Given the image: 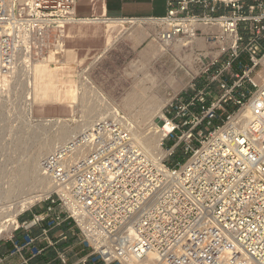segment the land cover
<instances>
[{"label":"built area","instance_id":"obj_1","mask_svg":"<svg viewBox=\"0 0 264 264\" xmlns=\"http://www.w3.org/2000/svg\"><path fill=\"white\" fill-rule=\"evenodd\" d=\"M248 1L165 0L166 14L155 16L159 40L192 38L214 26L237 35L211 81L167 107L173 126L161 145L168 156L162 163L149 159L123 116L104 118L59 145L42 166L61 191L45 198L47 206L31 221L19 223L26 231L42 227L41 235H12L0 264L15 255L31 264L45 252L40 237L48 240L69 220L94 263L149 257L152 264H241L246 253L264 264V85L254 75L264 68V0ZM74 8L72 0H0V77L15 67L25 76L56 48L58 21ZM243 24L248 46L241 48ZM245 53L248 62L241 60ZM178 149L183 159L170 162ZM58 256L68 264L65 252Z\"/></svg>","mask_w":264,"mask_h":264},{"label":"rangeland","instance_id":"obj_2","mask_svg":"<svg viewBox=\"0 0 264 264\" xmlns=\"http://www.w3.org/2000/svg\"><path fill=\"white\" fill-rule=\"evenodd\" d=\"M131 2L133 1L110 0L112 13L117 14V10L131 7ZM166 12L165 0H150L144 10L128 11L111 17H124L126 14L127 17H152L165 15ZM126 28L125 24L113 26L102 22H77L66 25L63 28L66 31L64 34L55 31L60 40H53L56 48H50L49 53L45 54V58L51 54L54 58L46 65L35 64V77L39 82L49 85L51 92L58 82L62 86L79 85L80 97L76 104L60 103L52 93L47 96L39 95L36 100H32V90L26 75L18 77L14 83L9 76L4 84L0 81V225L5 221L2 213L7 210V206L34 189L27 162L35 150L43 144L47 145L48 140L65 126L70 127L72 132L78 130L83 118L82 101L87 102L89 99L85 103L86 107L100 105L106 113L116 112L125 118V122L143 130L155 119L150 117L145 122L138 123L141 120L139 113L145 105L155 110L161 104L165 105V114L174 100L189 98L198 89L205 87L217 70L222 68L231 52L232 45L224 40L225 36L218 37L222 34L218 26L204 27L198 34L203 39L202 42L182 46L179 51L174 44L167 45L157 39L159 27L156 24L147 23L131 28L130 33H147L148 37L143 41L129 37L117 39L127 31ZM248 32V25L243 24L238 34L239 37H244L239 41L241 48L248 46ZM59 41H62L65 52L57 48ZM222 47L226 50L222 51ZM217 53L218 56L215 57ZM241 60L248 62L247 53L243 54ZM238 69V65H234L233 71ZM254 75L262 85L264 68H257ZM229 76L227 77L231 78ZM211 87L212 93L217 91L216 83H212ZM131 93L139 94L143 101L129 108L125 106V98ZM208 99L210 101V97ZM234 108L235 106H230L228 110L232 111ZM221 121L215 122L220 124ZM166 143L170 146L173 140L166 139ZM180 159H183L181 149L169 157V161L173 163ZM8 195L11 196L10 199L8 197L9 200ZM43 200L21 211L17 217L19 223H23L20 216L37 210L43 211L46 203ZM19 223L13 236L24 230ZM74 229L78 233V229ZM11 236L0 238V242L9 241Z\"/></svg>","mask_w":264,"mask_h":264},{"label":"bare ground","instance_id":"obj_3","mask_svg":"<svg viewBox=\"0 0 264 264\" xmlns=\"http://www.w3.org/2000/svg\"><path fill=\"white\" fill-rule=\"evenodd\" d=\"M72 1L74 3V0H72ZM67 15H68L67 18H65L66 20L61 19L60 21H58L57 27L60 28L59 30H60L61 34H64L66 32L63 29V28H65L66 25H69L72 23L74 24L76 22H80V23L81 22H102L105 24H111L113 26L125 24V25H127V28H126L127 31L123 32L121 34V36L117 37V39L129 37V38H132L133 40L138 39L141 41L147 39V37H148L147 33L142 32L141 34H139V31L137 33H132V32L130 33L129 31L131 30V28H134V27L138 28L139 26H142V25L147 24V23L157 25V22H158L156 17H105V18H101V17L83 18L82 17V18H80L76 15L74 9L71 10L69 13H67ZM218 28L220 29V27H218ZM159 31L160 30L158 29L156 32V37H157V34ZM220 31H221V29H220ZM224 36H225L224 40H226L227 43H229L230 45L235 44V42L237 40L236 34H232V35L231 34H228V35L221 34L218 37L220 38V37H224ZM159 41H161L162 43L167 44V45L174 44L175 49L177 51H179L180 48H182V46H189V45L192 46L194 43L202 42L203 39L202 38L200 39L198 37V35H195L192 38L188 37V38L179 39L178 42H176V43L174 40L170 41L167 39H163V40H159ZM61 43H62V41H59L57 48L63 49V52H65L66 50H64V45ZM222 45H223V43H222ZM223 50H226V49H223V47H222V51ZM216 56H218V53L215 54V57ZM53 58H54V56H53V54H51V56L48 58L44 57L40 60L35 61L30 68V72L27 71L26 72L27 74L25 73L27 83L29 84L30 89L32 90V93H31L32 94V100H36L39 95L40 96H47V95H49V93H52L53 96L56 98V100L60 103H72V104L78 103L79 97H80L79 85L69 84L66 86H62L61 83L58 82L57 87L51 92L49 85H47L46 83H41L36 79L35 71H34L35 64H45L46 65V64H49L50 60ZM17 73H18V75H16ZM21 73H22V71L18 70V68L15 67V69L10 73V76H9V74L3 73L0 77V81L2 84H4L6 81H8L9 77H12L11 82L14 83L17 80L18 76L22 75ZM255 81L258 84H260L256 78H255ZM85 85H86V82H85ZM262 85H264V83ZM82 99L84 100V98H82ZM85 99H87V98H85ZM88 101H89V99H88ZM88 101L87 102L82 101V103H81L82 104L81 112L83 114L82 115L83 118L81 119V122L79 123V126L77 127L78 130L76 132H72V129L68 126L61 128L60 131L56 135L51 137V139L49 138L50 140H48L47 145L43 144L38 149H36L35 152L33 153L32 157H31L30 161L27 162V167H28L29 173H30V175L32 174L31 175L32 176L31 177L32 178V180H31L32 185L31 186H34V189L28 193H25V195L20 194L21 197H19L17 202L16 201H15V203L13 202L11 205L7 206V208H6L7 210L3 211L2 216L4 217L5 221L2 225H0V238L1 239L4 237H9L12 235L13 231L16 229V227L19 223L17 217L21 211L32 206L33 204H35L38 201H42L43 199L47 198L50 194H52L55 191H61L60 189L62 187H58V186L54 185L51 178H49L47 176V174L45 173V171L43 169L42 162H43V159L45 158V156L49 152L55 150V148L57 146H59L60 144L61 145L66 144V142L74 139L78 133L86 132L88 129H90L92 127V125L94 123H96V122H98L104 118L121 117L116 112L112 113V114L106 113L104 111L103 107H101L100 105L93 106V107H91V105H90V107H86L87 106L86 104L88 103ZM142 101L143 100L139 94L131 93L127 98H125V106H129V108H131V106L138 105V104L142 103ZM104 103H106V102H104ZM106 104H104V106H106ZM164 106L165 105L161 104L157 110H155L154 108H152L153 109L152 110L147 105H145L143 110H141L139 113V118L141 120H139L138 123L145 122L150 117H154L155 119L152 123L149 122L143 130L136 128V126L134 128V126L130 122H128V124H125L131 130L132 135L134 137V140L139 144V148L141 150H143L147 154V156H149V159H151L155 163H156V161L158 163H162L163 160L165 159L166 155L169 154V150L166 149L165 147H163L161 145V143H162L164 137L166 136V134L169 131H171L173 124L169 120L167 121V119H165V115L163 112ZM242 111L244 112L243 108L237 113V115L241 114ZM75 128H74V130H76ZM21 172H23V171H21ZM25 175H26V173H25ZM24 179H25V176H24ZM11 188H8V189H11ZM8 197L10 199L11 196L8 195L7 199H8ZM71 207H73V206H71ZM224 257L228 258L229 253H225ZM240 262H241V264H255V262H256V264H260L252 256H250L246 253H244V256H243V258H241ZM128 264H152V259L147 257V258L137 260L135 262L128 263Z\"/></svg>","mask_w":264,"mask_h":264},{"label":"crops","instance_id":"obj_4","mask_svg":"<svg viewBox=\"0 0 264 264\" xmlns=\"http://www.w3.org/2000/svg\"><path fill=\"white\" fill-rule=\"evenodd\" d=\"M132 6L128 8H123L121 11L117 10V14L112 13V7L110 5V0H75V13L80 18H105L111 16H119L127 13L128 11L144 10L146 5L150 0H131ZM115 12V13H116ZM128 16L127 14L125 15ZM124 16V17H125ZM136 16V15H135ZM130 17V15H129ZM155 17V16H152ZM77 23V22H76ZM73 24V23H72ZM48 203H45L47 206ZM44 206V207H45ZM40 212L39 210L33 211L26 215L20 216L21 221L28 222L32 220L35 213ZM72 222L65 221L62 224L53 228L48 236V240L40 237L39 245L46 247L45 252L30 260L31 264H62L59 259V252H65L68 256V264H83L81 260L83 258H88L86 264H99L92 262L89 257L91 254L90 249L85 248L81 243V238L79 233L74 229ZM27 232L31 233L33 236H40L42 232V227L34 226L28 231L23 230V232H18L16 234L17 238H22ZM50 242V243H49ZM49 243V244H48ZM52 244V245H50ZM13 244L11 241H5L1 243L0 255L7 254ZM6 264H22V257L15 255L9 257Z\"/></svg>","mask_w":264,"mask_h":264},{"label":"trees","instance_id":"obj_5","mask_svg":"<svg viewBox=\"0 0 264 264\" xmlns=\"http://www.w3.org/2000/svg\"><path fill=\"white\" fill-rule=\"evenodd\" d=\"M263 45H264V43H263Z\"/></svg>","mask_w":264,"mask_h":264}]
</instances>
